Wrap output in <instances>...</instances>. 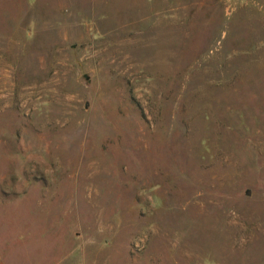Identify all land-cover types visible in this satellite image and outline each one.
I'll use <instances>...</instances> for the list:
<instances>
[{"label":"rangeland","instance_id":"1","mask_svg":"<svg viewBox=\"0 0 264 264\" xmlns=\"http://www.w3.org/2000/svg\"><path fill=\"white\" fill-rule=\"evenodd\" d=\"M0 264H264V0H0Z\"/></svg>","mask_w":264,"mask_h":264}]
</instances>
